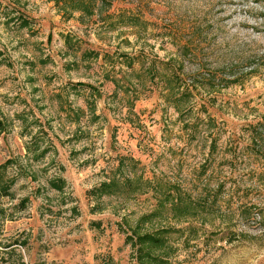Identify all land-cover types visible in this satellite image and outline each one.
I'll list each match as a JSON object with an SVG mask.
<instances>
[{"label": "rangeland", "instance_id": "obj_1", "mask_svg": "<svg viewBox=\"0 0 264 264\" xmlns=\"http://www.w3.org/2000/svg\"><path fill=\"white\" fill-rule=\"evenodd\" d=\"M0 264H264V0H0Z\"/></svg>", "mask_w": 264, "mask_h": 264}, {"label": "trees", "instance_id": "obj_2", "mask_svg": "<svg viewBox=\"0 0 264 264\" xmlns=\"http://www.w3.org/2000/svg\"><path fill=\"white\" fill-rule=\"evenodd\" d=\"M10 187H11L10 184H9V186H8V184H5L2 187H0V195L1 194H9L10 193Z\"/></svg>", "mask_w": 264, "mask_h": 264}]
</instances>
